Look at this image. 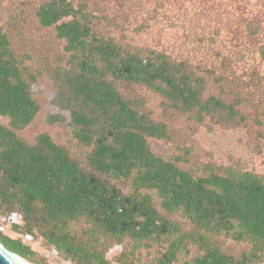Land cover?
I'll return each instance as SVG.
<instances>
[{"label": "trees", "instance_id": "obj_1", "mask_svg": "<svg viewBox=\"0 0 264 264\" xmlns=\"http://www.w3.org/2000/svg\"><path fill=\"white\" fill-rule=\"evenodd\" d=\"M28 1L65 40L67 60L32 70L0 23V217L72 264L264 263V175L193 161L187 148L157 153L150 138L171 139L169 125L125 90L148 86L199 122L210 114L239 124L236 105L204 96V77L165 53L95 31L83 2ZM43 75L59 109L47 121L67 122L73 147L48 132L19 133L41 111L33 85ZM0 240L32 258L20 238L0 230ZM234 243L246 247L227 250ZM114 245L124 248L111 260Z\"/></svg>", "mask_w": 264, "mask_h": 264}, {"label": "rangeland", "instance_id": "obj_2", "mask_svg": "<svg viewBox=\"0 0 264 264\" xmlns=\"http://www.w3.org/2000/svg\"><path fill=\"white\" fill-rule=\"evenodd\" d=\"M80 2L92 13L95 31L184 63L204 77V96L219 95L240 111L239 124L210 114L199 122L191 113L171 106L158 91L142 84L130 86L125 91L143 97L151 116L172 131L171 139L150 138L157 153L169 156L187 148L193 161L264 175V0H74ZM37 10L38 5L28 0H0V23L13 49L27 54L32 70L39 71L67 57L65 40L52 27L40 25ZM33 90L42 108L20 135L33 140L38 133L48 132L55 141L73 147L76 143L67 122L47 121L50 113L59 111L52 102L51 79L39 77ZM0 230L30 247L32 258L25 259L33 264H72L43 236L12 230L9 218L0 217ZM123 246H112L108 258L114 260ZM245 247L234 243L227 250L239 253Z\"/></svg>", "mask_w": 264, "mask_h": 264}, {"label": "water", "instance_id": "obj_3", "mask_svg": "<svg viewBox=\"0 0 264 264\" xmlns=\"http://www.w3.org/2000/svg\"><path fill=\"white\" fill-rule=\"evenodd\" d=\"M0 264H33L19 257L0 240Z\"/></svg>", "mask_w": 264, "mask_h": 264}, {"label": "bare ground", "instance_id": "obj_4", "mask_svg": "<svg viewBox=\"0 0 264 264\" xmlns=\"http://www.w3.org/2000/svg\"><path fill=\"white\" fill-rule=\"evenodd\" d=\"M19 257H21L22 259L26 260L25 258H23L22 256L19 255ZM27 261V260H26Z\"/></svg>", "mask_w": 264, "mask_h": 264}]
</instances>
